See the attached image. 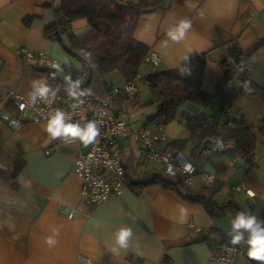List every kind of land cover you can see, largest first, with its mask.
Masks as SVG:
<instances>
[{
    "label": "crops",
    "instance_id": "obj_1",
    "mask_svg": "<svg viewBox=\"0 0 264 264\" xmlns=\"http://www.w3.org/2000/svg\"><path fill=\"white\" fill-rule=\"evenodd\" d=\"M61 1L0 0V264H86L84 258H91L96 264H217L219 244L225 243L211 236L210 231L231 230L232 214H210L198 201L153 183L154 178L163 177L159 168L163 172L164 169L146 159L138 139L123 141L126 189L100 205H93L82 197V180L73 172L76 160L90 150L91 144L53 139L46 130L47 122H30L16 130L3 120L5 111L18 114L7 97L10 90L30 97L32 83L37 80L62 90L69 77L84 70L88 71L90 81L89 64L45 36ZM121 1L139 4L142 0ZM166 1L148 13L142 11L134 31V38L150 49L144 63L149 69L136 77V101L129 102L131 99L123 94L113 100L115 110L128 123L132 122L131 113L141 106V79L146 80L149 88L148 75L179 69L190 56L206 54L201 88L215 94L217 80L224 74L220 61L230 59V48L248 50L264 38V0ZM29 18L32 21L27 23ZM185 19L191 21L190 29L180 42L171 41L169 30ZM89 29L88 22L81 19L73 23L71 32L81 36ZM20 49L43 53L54 60V65L34 69L20 59ZM153 56L158 59L157 64L153 63ZM247 70L255 84L264 86V48L253 54ZM118 76L122 80L119 87H123L126 81L115 72L108 77L105 89L91 80L87 91L107 99L111 88H118L111 82ZM240 89L241 83L235 78L228 84L227 92L237 94ZM186 107L168 125L146 122L142 126L153 131L164 127L166 140L159 144V149L181 151L194 164L195 175L189 181L182 177L189 195L208 194L219 184L220 190L215 193L219 204L234 200L243 211L264 220V143L262 148H256L253 166L243 157L212 153L213 143L193 154L199 141L192 138L185 125L202 108ZM218 107L219 98L213 97L207 112L211 116ZM240 116L254 127L260 141L258 129L264 121V102L245 90L235 108L223 111L222 119ZM179 141H187L186 148L177 149L174 142ZM208 174L214 175L216 181L206 180ZM164 178L174 181L181 177ZM237 186H244L253 196L235 194L233 189ZM71 210L76 212L73 218L68 216ZM122 227H130L134 233L128 248H120L115 242V233ZM56 230L59 242L50 248L45 241ZM240 245L244 246V255L232 264H260L248 258L247 244Z\"/></svg>",
    "mask_w": 264,
    "mask_h": 264
},
{
    "label": "trees",
    "instance_id": "obj_2",
    "mask_svg": "<svg viewBox=\"0 0 264 264\" xmlns=\"http://www.w3.org/2000/svg\"><path fill=\"white\" fill-rule=\"evenodd\" d=\"M163 2L164 0H142L139 4H131L121 0H62L56 9L55 21L45 29V36L62 44L69 54L87 62L90 81H94L97 86L105 89L108 77L115 72L129 83L139 75L150 50L147 45L134 38L142 11L159 7ZM81 19L88 22L90 29L85 34L76 36L71 29L73 23ZM26 20L29 23L32 18ZM261 48H264V38L248 50L232 46L229 51L230 59L220 61L224 74L217 80L215 94H209L201 88L206 54L190 56L179 69L148 75L147 82L153 95L150 103L157 106V111L147 118V124L168 125L177 119L185 105L202 108L185 125L192 138L199 141L192 153L198 154L214 142L234 140L235 147L225 154L230 158L243 157L253 166L258 143L254 127L243 116L231 120H215L211 118L207 108L213 97L219 98V106L224 112L227 108H235L237 99L245 90L264 102V86L255 84L248 70H239L241 66L249 64L250 58ZM235 78L241 83L240 92L229 94L228 84ZM136 99L137 97L129 102ZM258 133L264 136V121ZM187 144V141L174 142L175 147L181 150ZM152 182L175 190L191 201H198L213 215L231 213L234 219L238 211H243L234 200L223 204L217 202L215 193L220 190L219 184H215L208 194L192 196L188 194L190 191L182 177L174 181L156 177ZM230 232L231 230L214 228L210 235L222 243L232 245Z\"/></svg>",
    "mask_w": 264,
    "mask_h": 264
},
{
    "label": "built area",
    "instance_id": "obj_3",
    "mask_svg": "<svg viewBox=\"0 0 264 264\" xmlns=\"http://www.w3.org/2000/svg\"><path fill=\"white\" fill-rule=\"evenodd\" d=\"M19 57L28 66L34 69L52 68L54 60L43 53H31L20 49ZM154 64L158 59L153 56ZM85 68L87 65L85 64ZM239 70H247L246 66H241ZM79 81V92H84L78 99L68 94L67 89L71 84ZM138 79L125 84L121 88H111L109 98L100 99L87 91L89 73L84 70L73 76L64 89H53L56 92L51 103L38 100L36 104H30V97H25L21 93L10 90L7 97L16 107L17 115H12L5 111L3 120L13 129H20L27 123L47 122L57 110L66 113L67 122L80 124L81 126L90 121H95L98 135L90 145V150L82 154L76 160L73 172L82 180L81 195L89 203L100 205L115 195L121 194L127 187L126 172L123 164L124 145L123 141L134 137L141 142V149L146 159L150 162L161 165L164 173L168 177H184L187 181L195 175V166L189 161L188 156L181 151L170 149H159V144L166 140L164 127L160 126L156 130L149 127H136L119 116L113 106V100L118 95H125L129 99L138 96ZM80 101H83L81 103ZM21 105H24L21 108ZM65 143L79 142L78 138H69ZM235 147L234 140L214 142L210 151L214 154L226 153ZM205 179L215 182L216 177L208 174ZM235 194L241 192L248 196L251 191L244 186H237L233 189ZM75 210L69 212V218H73ZM219 253L215 260L217 264H232L235 259L244 255L243 245L219 244ZM86 264H96L91 258H84Z\"/></svg>",
    "mask_w": 264,
    "mask_h": 264
},
{
    "label": "clouds",
    "instance_id": "obj_4",
    "mask_svg": "<svg viewBox=\"0 0 264 264\" xmlns=\"http://www.w3.org/2000/svg\"><path fill=\"white\" fill-rule=\"evenodd\" d=\"M190 27V20H181L177 26L169 30L167 35L171 41L180 42ZM77 89H79V81L69 86L67 89L68 94L78 99L84 95V92L77 94ZM55 96L56 92L45 81L37 80L32 83L29 102L32 105L36 104L38 100L51 103ZM80 102L83 103V101ZM23 107L24 105H21V108ZM67 120L66 113L57 110L48 120L46 129L48 134L53 139L78 138L85 145L91 144L97 137L98 129L95 121H90L81 126L80 124L69 123ZM245 234H247V237ZM229 236L232 245L247 244L249 246L247 255L250 260L264 264V220H260L250 212L238 211L232 220V229ZM58 237L59 231L56 230L51 236L47 237L45 243L50 248L55 247L59 242ZM133 237L132 228L122 227L115 233V242L120 248H128Z\"/></svg>",
    "mask_w": 264,
    "mask_h": 264
},
{
    "label": "rangeland",
    "instance_id": "obj_5",
    "mask_svg": "<svg viewBox=\"0 0 264 264\" xmlns=\"http://www.w3.org/2000/svg\"><path fill=\"white\" fill-rule=\"evenodd\" d=\"M146 69H149V67L148 66L145 67L144 65L143 69L141 70V74L144 75L145 72H147ZM111 82H113V84L118 86V88H121L119 87L122 84V80L120 76H118L116 81L111 80ZM139 86H140L139 101L141 103V106L136 108V110H134L130 115L132 121L130 123L133 125L134 128L138 126L142 127V125L147 122L148 116H151L152 114L155 113V106L150 103V101L153 99V95L151 93V90H149V88L146 85V80L141 79L139 82ZM258 142L259 143H257V147L262 148L261 144L264 143V137L262 136V139H260V141ZM159 172L162 174L163 177L166 176L162 171V168H159Z\"/></svg>",
    "mask_w": 264,
    "mask_h": 264
},
{
    "label": "water",
    "instance_id": "obj_6",
    "mask_svg": "<svg viewBox=\"0 0 264 264\" xmlns=\"http://www.w3.org/2000/svg\"><path fill=\"white\" fill-rule=\"evenodd\" d=\"M166 3H169V0H167ZM152 10L153 9H144L143 10V13H148V12H150ZM189 107H190V105H187L186 110H188ZM185 111H182V113H181V116L182 117H184ZM222 115H223V108L222 107H218L217 109H215L211 113V117L214 118V119H216V120H221L222 119ZM189 116H190V113H188L186 117L189 118Z\"/></svg>",
    "mask_w": 264,
    "mask_h": 264
}]
</instances>
